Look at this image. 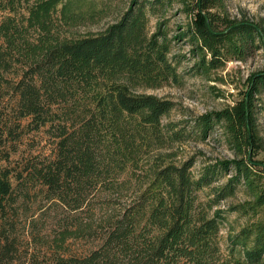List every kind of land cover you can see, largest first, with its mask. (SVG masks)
<instances>
[{
	"label": "trees",
	"instance_id": "1",
	"mask_svg": "<svg viewBox=\"0 0 264 264\" xmlns=\"http://www.w3.org/2000/svg\"><path fill=\"white\" fill-rule=\"evenodd\" d=\"M172 1L189 23L171 36ZM88 2L0 0V121L10 108L15 140L45 130L53 154L31 163L26 178L65 211L50 242L34 233V245L23 247L11 173L0 170V264H262L264 68L249 77L241 99L194 118L189 132L163 122L172 101L146 92L181 85L184 59L192 62L186 74L217 81L229 63L264 53V25L232 18L227 0H131L101 32L76 35L75 27L97 20ZM173 42H187L188 54L171 57ZM216 129L234 158L205 163L198 176L194 159L177 165L154 157L190 136L205 142ZM205 189L211 194L203 202ZM240 193L247 199L227 211L249 222L225 256L219 206ZM71 240L93 245L72 253Z\"/></svg>",
	"mask_w": 264,
	"mask_h": 264
},
{
	"label": "rangeland",
	"instance_id": "2",
	"mask_svg": "<svg viewBox=\"0 0 264 264\" xmlns=\"http://www.w3.org/2000/svg\"><path fill=\"white\" fill-rule=\"evenodd\" d=\"M131 0H89L88 4L97 11V20L85 25L75 27L73 32L76 35L98 33L104 30L109 24L115 22L127 9ZM226 8L229 15L235 19H249L264 25V0H227ZM183 5L172 1L166 12L168 29L170 35L180 32L189 23V18L182 13ZM3 15H0V21ZM158 20L152 18L149 25L151 32L156 31ZM190 46L187 42H173V56L188 54ZM192 62L184 59L179 71L184 75L181 85H169L158 90H149L147 94L172 101L175 105L170 115L164 119V123L180 122L188 127L194 118L218 111L228 105L234 104L241 99L248 88L247 80L252 74L259 73L264 68V53L260 52L248 62H232L223 70L215 74L217 81H207L202 77L186 74L191 68ZM3 107H8L4 105ZM3 116L0 121V170H8L11 173L14 186V199H16V231L21 235L23 247H31L32 234L42 237L45 235L50 242L54 234L59 231L62 217L65 211L61 206L48 202L45 196V189L41 186H34L28 182L25 172L31 163L51 158L53 152L52 140L45 130L31 132L22 135L15 140L16 134L10 135L8 129L17 123L15 114L8 108H3ZM257 131L264 146V96L260 101L257 113ZM27 121L23 122L26 125ZM190 140L183 144H176L169 150L154 152V157L162 155L167 163L181 165L185 161L194 159L196 161L193 173L198 176L205 163H214L220 160L234 158L233 152L229 149L223 132L216 129L205 141L200 142L190 136ZM8 157L7 159H3ZM264 159V151L260 154ZM153 161V159H150ZM148 167V166H146ZM138 175H143L139 173ZM225 180L221 183H224ZM138 185V181L134 180ZM211 194L210 189H205L199 194L201 201L205 202ZM247 196L240 193L236 197L222 202L219 209L226 211L221 223L219 234V245L222 254L227 256L231 238L234 237L249 222L248 217H243L235 212L227 211L232 205H237L246 200ZM35 221V222H34ZM70 249L72 253L84 252L93 245L91 240H71ZM264 264V262L262 263Z\"/></svg>",
	"mask_w": 264,
	"mask_h": 264
}]
</instances>
